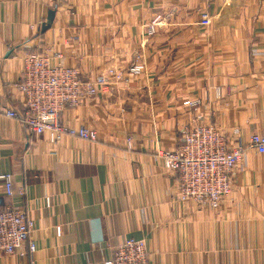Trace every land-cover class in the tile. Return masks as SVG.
Returning a JSON list of instances; mask_svg holds the SVG:
<instances>
[{
	"label": "crops",
	"instance_id": "1",
	"mask_svg": "<svg viewBox=\"0 0 264 264\" xmlns=\"http://www.w3.org/2000/svg\"><path fill=\"white\" fill-rule=\"evenodd\" d=\"M199 10V0H0L1 104L23 110L16 83L31 50L107 79L62 115L97 141L54 146L0 112V174L26 189L8 202L36 222V264H104L124 237L146 239L149 264H264V153L245 152L217 210L177 201V176L155 159L200 115L229 146L264 134V0H215L209 26ZM136 62L144 70L129 75Z\"/></svg>",
	"mask_w": 264,
	"mask_h": 264
},
{
	"label": "built area",
	"instance_id": "2",
	"mask_svg": "<svg viewBox=\"0 0 264 264\" xmlns=\"http://www.w3.org/2000/svg\"><path fill=\"white\" fill-rule=\"evenodd\" d=\"M199 2L200 22L209 26L215 0ZM155 31L156 25L151 24L148 33ZM143 70L144 64L136 62L129 67L128 74L136 76ZM117 78L122 79V74ZM106 83L103 75L84 79L79 67L54 61L47 51L36 50L24 55L21 80L16 83L23 96V110L0 103V112L17 118L22 126L37 135H47L54 146L65 136L97 141L96 129L65 124L62 115L68 107H77L93 97ZM189 104L197 107L200 101H189ZM197 118L196 123L184 126L173 149L158 152L155 159L161 161L166 171L177 176V201H191L200 207L217 210L232 193L233 174L245 152L249 149L264 153V134L252 133L247 144L239 140L229 146L226 134L217 125L204 122L201 115ZM128 146H132L131 138H128ZM0 182L3 185L0 193V261L6 256L28 255L30 264H36L37 244L33 238L36 222L26 209L8 202L16 193L25 194L26 189H16L11 172L0 174ZM45 203L47 207L51 206L50 196H46ZM56 231L60 236L61 227L56 226ZM149 257L145 238L124 237L114 246L104 264H149Z\"/></svg>",
	"mask_w": 264,
	"mask_h": 264
},
{
	"label": "water",
	"instance_id": "3",
	"mask_svg": "<svg viewBox=\"0 0 264 264\" xmlns=\"http://www.w3.org/2000/svg\"><path fill=\"white\" fill-rule=\"evenodd\" d=\"M54 15H55V12H54L53 10H51V11L49 12L50 19H53V18H54ZM46 27H48V25H45L44 28H46Z\"/></svg>",
	"mask_w": 264,
	"mask_h": 264
},
{
	"label": "trees",
	"instance_id": "4",
	"mask_svg": "<svg viewBox=\"0 0 264 264\" xmlns=\"http://www.w3.org/2000/svg\"><path fill=\"white\" fill-rule=\"evenodd\" d=\"M35 50L27 51L26 53L34 52Z\"/></svg>",
	"mask_w": 264,
	"mask_h": 264
}]
</instances>
